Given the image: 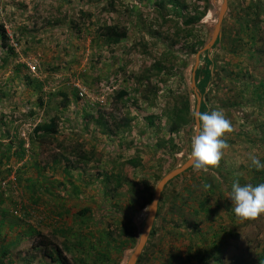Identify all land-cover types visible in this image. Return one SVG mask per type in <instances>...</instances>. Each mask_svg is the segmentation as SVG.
Instances as JSON below:
<instances>
[{"label": "rangeland", "instance_id": "rangeland-1", "mask_svg": "<svg viewBox=\"0 0 264 264\" xmlns=\"http://www.w3.org/2000/svg\"><path fill=\"white\" fill-rule=\"evenodd\" d=\"M257 2L264 10V0H0V264H129L158 183L191 160L198 121L171 131L186 101L230 120V147L207 172L189 163L168 179L133 264H201L194 255L212 242L226 263L260 264L264 215L241 220L229 198L234 180L264 183L250 159L264 163V13L247 10ZM182 5L206 6L189 37ZM103 25L126 36L107 42ZM53 118L56 132L37 137ZM145 187L152 199L137 212L132 190Z\"/></svg>", "mask_w": 264, "mask_h": 264}, {"label": "clouds", "instance_id": "clouds-1", "mask_svg": "<svg viewBox=\"0 0 264 264\" xmlns=\"http://www.w3.org/2000/svg\"><path fill=\"white\" fill-rule=\"evenodd\" d=\"M194 117L198 127L191 140L190 163L194 170L207 172L209 167L219 165L224 150L230 147L224 137L233 129L230 120L219 110L196 112ZM250 159L256 170H264V163L260 159L255 156ZM229 198L234 206V214L241 220H255L264 215V183L241 185L238 179L234 180ZM152 209L155 211L154 207Z\"/></svg>", "mask_w": 264, "mask_h": 264}, {"label": "trees", "instance_id": "trees-1", "mask_svg": "<svg viewBox=\"0 0 264 264\" xmlns=\"http://www.w3.org/2000/svg\"><path fill=\"white\" fill-rule=\"evenodd\" d=\"M205 8H206V6H204L203 10H201L199 15H197V9L196 8L191 13L190 12L184 13L186 6H184V5L181 6V8H180L181 14H185V16H186L185 17L186 19L184 22V28H181V32L184 34V37H189L192 35V30H191V27H189V26H190V24H194L201 19V17L205 13ZM252 8L255 10V15H256L255 18H259L260 15L264 13V10L261 8V4L258 2L252 6L249 5L247 7V10L252 9ZM101 29H102L101 30L102 31L101 36H103L107 42H111L113 44L119 42V40H121L122 38H124L126 36V30L121 29L116 25H103L101 27ZM6 40H7V35H6L3 27L0 26V48H2V46L6 45ZM252 43L255 46L256 41L253 40ZM189 48H190L189 53L195 54L197 47L194 45V43L189 45ZM126 93H127L126 91H121L118 94V97L121 98L122 96L126 95ZM193 109L190 111L189 102L186 101V104L184 105V107L181 108V112L175 113L176 122L172 124V127H171L172 132H174L175 129H178L179 127L185 126L194 120ZM100 119L101 118L96 120V123L100 122V125H105V123L102 122V120H100ZM120 120H123L122 122H124V123H121V125L122 124H124V126L127 125V119L125 120L124 118H122ZM119 127H120V123L115 122L114 128L118 129ZM34 132H35V135L38 134L37 137H39L40 139L49 137L50 135H52L56 132V119L53 118L48 123L45 122V123L38 124L34 128ZM58 156L61 159L63 158V161L66 162L65 164H67L69 162V160L66 157H64V155L59 154ZM130 162H132V161H130ZM136 165H134V166H136ZM117 185H119V184H117ZM132 191L134 193V196L132 197V199H130V203L132 204V206L136 207L137 212H140V211L146 209L148 203L152 199V193H151L150 188H148V187H145L143 189L136 188V189H133ZM147 192H149L150 194H148ZM143 194H145V195H143ZM234 232L235 231L233 229H231L229 231V233L228 232L227 233L228 234H234ZM215 235L217 236L218 233L215 232ZM232 236L237 237V235H235V234ZM213 237H214V235H213ZM2 247L3 246H1L0 249H2L3 251H5V250L7 251L8 247H6V249H3ZM6 251L2 253L1 257L6 256V254H7ZM219 251L220 252L222 251L220 246L216 242H212L208 247H206V248L202 247L201 250H198L196 252V254L195 255L193 254V255H194V257H196L198 262L201 264H210L211 258L214 261H217L219 264H240V263L245 264L243 262V260H240V259H236L230 263H226L224 254H222V257H218V258L215 255ZM47 256L52 258L51 254H49ZM260 264H264V259L261 260Z\"/></svg>", "mask_w": 264, "mask_h": 264}, {"label": "water", "instance_id": "water-1", "mask_svg": "<svg viewBox=\"0 0 264 264\" xmlns=\"http://www.w3.org/2000/svg\"><path fill=\"white\" fill-rule=\"evenodd\" d=\"M224 9H225V7L222 8L221 14L223 13ZM221 14L219 16V20L222 17ZM218 29H219V23L216 25L215 30H214L213 37L208 42V44L205 46V49L209 48L212 45V43L214 42V39H215L216 34L218 32ZM190 161L187 162L180 170H182L184 167H186V165H189ZM180 170L173 171L169 175H167L164 178H162L161 181L158 183V185H157V187L155 189V192H154L153 200H152L151 204L149 205L148 215L146 217V221H145V225H144V228H143V231H142V235H141V238H140V242H139L138 246L136 247L133 255L131 256V259L129 261V264H133L134 263L135 259L137 258L138 254H139V252H140V250H141V248H142V246H143V244L145 242L146 236L148 234V230L150 229V227L152 225V222H153V220L151 218L154 219L155 212H156V207H157V202H158V199L160 197V193L162 191V188H163L164 184H166V182L168 181V179L171 178L176 173H178V171H180ZM154 202H156V203L153 205ZM152 207L155 208V211H153Z\"/></svg>", "mask_w": 264, "mask_h": 264}]
</instances>
